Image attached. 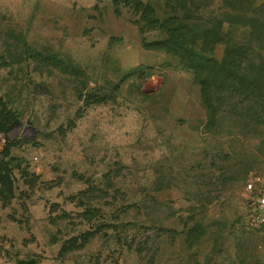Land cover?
Masks as SVG:
<instances>
[{"label": "rangeland", "instance_id": "1", "mask_svg": "<svg viewBox=\"0 0 264 264\" xmlns=\"http://www.w3.org/2000/svg\"><path fill=\"white\" fill-rule=\"evenodd\" d=\"M140 1L0 0V264H264V0Z\"/></svg>", "mask_w": 264, "mask_h": 264}, {"label": "built area", "instance_id": "2", "mask_svg": "<svg viewBox=\"0 0 264 264\" xmlns=\"http://www.w3.org/2000/svg\"><path fill=\"white\" fill-rule=\"evenodd\" d=\"M250 195V217L264 240V174L251 177L246 184Z\"/></svg>", "mask_w": 264, "mask_h": 264}, {"label": "trees", "instance_id": "3", "mask_svg": "<svg viewBox=\"0 0 264 264\" xmlns=\"http://www.w3.org/2000/svg\"><path fill=\"white\" fill-rule=\"evenodd\" d=\"M120 2L123 3V4H127V5H129V4L133 5L134 4L137 7L138 10H141L140 12H141L142 15H146L147 13H149L148 16L149 17H153L154 11H153L152 7L150 5H148V4H144L140 0H113L116 14H119V11H120L119 3ZM153 21L154 22H158L156 19L153 20ZM177 33H179V32H177V31L173 32L172 35H171L172 37H174V40L167 39L165 41L169 46L172 47V50H176V51L178 49H180V48H183V47L186 48V46H187V45H182L181 43H179V39L177 37ZM194 66H196V65H194ZM198 82L200 84H202V87H204L205 94H209V92H207V90L205 91V85H207L208 82H206V81L203 82V81H199V80H198ZM208 101H209L208 99H204V102L206 103V105L208 104Z\"/></svg>", "mask_w": 264, "mask_h": 264}, {"label": "bare ground", "instance_id": "4", "mask_svg": "<svg viewBox=\"0 0 264 264\" xmlns=\"http://www.w3.org/2000/svg\"><path fill=\"white\" fill-rule=\"evenodd\" d=\"M2 140V138L0 137V141Z\"/></svg>", "mask_w": 264, "mask_h": 264}, {"label": "water", "instance_id": "5", "mask_svg": "<svg viewBox=\"0 0 264 264\" xmlns=\"http://www.w3.org/2000/svg\"><path fill=\"white\" fill-rule=\"evenodd\" d=\"M17 126H20V124H18ZM17 126H16V127H17Z\"/></svg>", "mask_w": 264, "mask_h": 264}]
</instances>
